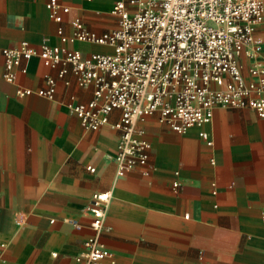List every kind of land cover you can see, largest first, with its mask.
<instances>
[{
  "label": "crops",
  "instance_id": "crops-1",
  "mask_svg": "<svg viewBox=\"0 0 264 264\" xmlns=\"http://www.w3.org/2000/svg\"><path fill=\"white\" fill-rule=\"evenodd\" d=\"M57 1L69 7L59 22L48 0H0V48L27 41L83 56L112 52L72 32L77 21L98 34L118 27L117 0ZM255 34L264 60V25ZM3 59L0 51L1 264H84L76 258L94 234L88 205L103 191L110 229L98 239L109 255L91 264H264V117L250 107H214L209 121L178 133L157 113L146 115L137 126L151 144L147 163L117 175L112 123L120 110L86 128L68 104L88 101L91 84L79 85L70 67L58 76L60 65L37 55L9 82ZM47 76L56 82L52 99L35 93Z\"/></svg>",
  "mask_w": 264,
  "mask_h": 264
},
{
  "label": "built area",
  "instance_id": "built-area-1",
  "mask_svg": "<svg viewBox=\"0 0 264 264\" xmlns=\"http://www.w3.org/2000/svg\"><path fill=\"white\" fill-rule=\"evenodd\" d=\"M47 7L57 22L60 11L69 9L57 0H48ZM113 11L118 27L98 34L77 21L72 32L73 38L109 43L112 52L83 56L77 49L47 43L35 48L27 41L0 51L6 81L15 82L17 69L25 71L22 62L37 55L46 65H60L58 76L70 67L79 85L91 84L88 101L68 104L86 128L99 127L110 111L120 110L112 123L118 131L112 156L117 175L147 163L151 144L137 126L146 115L157 113L178 133L209 121L214 107H250L264 117V60L255 34L264 25V0H117ZM56 32L62 42L68 39L61 26ZM46 84L35 93L52 99L55 79L47 76ZM31 92L16 88L18 94ZM199 134L211 143L205 131ZM108 198V191L92 194L94 234L76 258L84 264L109 255L98 239L110 229L104 223Z\"/></svg>",
  "mask_w": 264,
  "mask_h": 264
}]
</instances>
